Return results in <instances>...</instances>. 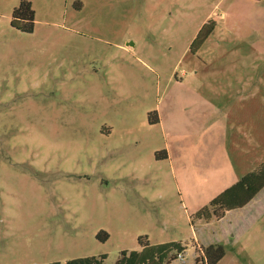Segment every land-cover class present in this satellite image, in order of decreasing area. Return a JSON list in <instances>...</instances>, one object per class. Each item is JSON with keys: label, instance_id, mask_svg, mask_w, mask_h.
Here are the masks:
<instances>
[{"label": "rangeland", "instance_id": "374dc122", "mask_svg": "<svg viewBox=\"0 0 264 264\" xmlns=\"http://www.w3.org/2000/svg\"><path fill=\"white\" fill-rule=\"evenodd\" d=\"M20 1L0 0V264H114L139 237L186 246L171 264L217 242V264H264V208L195 219L187 199L202 193L154 157L178 139H229L235 124L251 131L249 167L264 162V0H27L29 33L10 25ZM245 99L249 116L233 115Z\"/></svg>", "mask_w": 264, "mask_h": 264}, {"label": "trees", "instance_id": "16d2710c", "mask_svg": "<svg viewBox=\"0 0 264 264\" xmlns=\"http://www.w3.org/2000/svg\"><path fill=\"white\" fill-rule=\"evenodd\" d=\"M259 1V0H254ZM10 25L22 32H32L34 26V10L27 0H21L11 13ZM215 29V21L212 19L204 22L192 39L189 50L195 53L206 41ZM158 121L156 112H150L148 122L150 124ZM165 151L154 153L157 160L166 158ZM264 188V162L255 169L242 176L239 180L227 187L208 204L196 210L193 217L204 221L211 219H222L227 211L241 209L252 200ZM106 237V234H104ZM195 242V241H194ZM139 250H121L114 264H171L177 259V253L184 252L186 246L180 242L169 241L150 244L146 237H139ZM196 243V242H195ZM193 264H217L225 255V248L222 243L209 245H194ZM105 254L98 257L87 256L77 257L66 262H50L44 264H103Z\"/></svg>", "mask_w": 264, "mask_h": 264}, {"label": "crops", "instance_id": "0c3cea01", "mask_svg": "<svg viewBox=\"0 0 264 264\" xmlns=\"http://www.w3.org/2000/svg\"><path fill=\"white\" fill-rule=\"evenodd\" d=\"M237 83L239 84V81ZM226 89L223 94L228 96L234 97L235 94L238 96L241 92L240 84L235 85V82L231 81H227ZM250 103V100L245 99L244 104L236 106L235 100L230 104L231 113L235 115L238 108H244L247 116H249L252 111ZM159 117L158 122L161 121V126H164L162 117ZM224 121H227V119H224ZM228 126L233 134L238 133V138H234L232 134V137L227 139L223 135L220 140L211 137L206 138L202 143L178 139L172 141L173 147L168 149L166 159L169 161L172 171L177 173L181 179L182 188L186 193H202L196 199L192 196H190V199L187 197V200L191 203L199 202L197 206H203V202H209L221 191L258 166L255 167L253 163V167H249L252 163L251 131L248 129L242 131L235 124ZM222 127L226 128L225 125ZM218 129H221L220 132L223 131L220 126H218ZM194 185L199 187L198 191L195 190ZM260 208H264V188L241 209L246 212V218L249 217L247 220L252 221L257 217V214L253 211H259ZM230 212L227 211L225 216ZM181 253H185V251Z\"/></svg>", "mask_w": 264, "mask_h": 264}, {"label": "built area", "instance_id": "2783aa9c", "mask_svg": "<svg viewBox=\"0 0 264 264\" xmlns=\"http://www.w3.org/2000/svg\"><path fill=\"white\" fill-rule=\"evenodd\" d=\"M176 257L177 259H180L182 262H184V253H177Z\"/></svg>", "mask_w": 264, "mask_h": 264}]
</instances>
